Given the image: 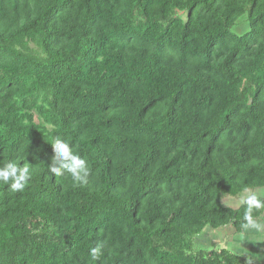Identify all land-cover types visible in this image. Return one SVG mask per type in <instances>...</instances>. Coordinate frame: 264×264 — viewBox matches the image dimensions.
I'll use <instances>...</instances> for the list:
<instances>
[{
	"label": "trees",
	"instance_id": "16d2710c",
	"mask_svg": "<svg viewBox=\"0 0 264 264\" xmlns=\"http://www.w3.org/2000/svg\"><path fill=\"white\" fill-rule=\"evenodd\" d=\"M55 138L87 183L49 171ZM10 161L31 178L0 182V264H256L195 242L264 188V0H0Z\"/></svg>",
	"mask_w": 264,
	"mask_h": 264
},
{
	"label": "clouds",
	"instance_id": "9594fccd",
	"mask_svg": "<svg viewBox=\"0 0 264 264\" xmlns=\"http://www.w3.org/2000/svg\"><path fill=\"white\" fill-rule=\"evenodd\" d=\"M54 155L48 165L49 171L56 176L65 172L70 173L73 180L79 183H87L89 168L87 162L73 151L72 145L64 139L55 138L52 142ZM31 178V171L27 164L10 161L0 167V182L8 184L13 191H23L26 183ZM247 205L242 225L245 230L256 228L257 223L253 217L254 212L264 210V197L255 192L249 193L244 200ZM100 254L99 248L91 249V255L95 259Z\"/></svg>",
	"mask_w": 264,
	"mask_h": 264
},
{
	"label": "rangeland",
	"instance_id": "374dc122",
	"mask_svg": "<svg viewBox=\"0 0 264 264\" xmlns=\"http://www.w3.org/2000/svg\"><path fill=\"white\" fill-rule=\"evenodd\" d=\"M255 192L264 197V188L246 191L236 197H229L223 201V205L234 209L239 208L245 200V197ZM257 227L244 230L241 234H232L231 227L220 230H206L196 239V249H229L233 253H248L256 258V264H264V215L256 222Z\"/></svg>",
	"mask_w": 264,
	"mask_h": 264
},
{
	"label": "crops",
	"instance_id": "0c3cea01",
	"mask_svg": "<svg viewBox=\"0 0 264 264\" xmlns=\"http://www.w3.org/2000/svg\"><path fill=\"white\" fill-rule=\"evenodd\" d=\"M234 232V231H233ZM233 232H232V234H233Z\"/></svg>",
	"mask_w": 264,
	"mask_h": 264
}]
</instances>
